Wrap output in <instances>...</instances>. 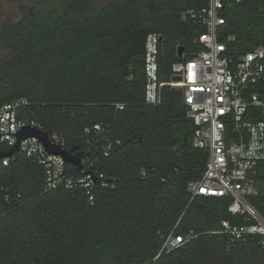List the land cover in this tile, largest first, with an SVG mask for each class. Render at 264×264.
Listing matches in <instances>:
<instances>
[{
	"label": "trees",
	"instance_id": "1",
	"mask_svg": "<svg viewBox=\"0 0 264 264\" xmlns=\"http://www.w3.org/2000/svg\"><path fill=\"white\" fill-rule=\"evenodd\" d=\"M208 4L37 0L0 28V105L27 98L21 114L59 134L69 149L89 146L87 127L107 126L94 139L100 149L109 136L110 154L94 150L90 157L115 177V186L90 203L72 190H45L44 167L16 152L0 166V264H264L259 237L232 246L223 232L224 221H252L229 211L232 197L192 198L188 191L209 150L194 145L196 126L181 89L165 85L158 104L145 101L148 34L161 36L159 80L170 81L175 63L204 49L195 39L206 27L184 14ZM221 15L218 36L228 56L238 60L264 46V0L226 4ZM250 177L257 194L247 201L264 215V162ZM171 233L185 243L160 254Z\"/></svg>",
	"mask_w": 264,
	"mask_h": 264
},
{
	"label": "built area",
	"instance_id": "2",
	"mask_svg": "<svg viewBox=\"0 0 264 264\" xmlns=\"http://www.w3.org/2000/svg\"><path fill=\"white\" fill-rule=\"evenodd\" d=\"M243 1L209 0L207 7L184 14L185 19L206 27V31L195 39L204 49L184 62L175 63L170 81L159 80L161 36L154 31L148 34L145 101L158 104L165 85L181 89L188 117L196 126L194 145L209 150L202 176L190 181L188 191L192 198L198 195L232 197L229 211L252 221L242 225L224 221L223 232L228 235L229 244L234 246L257 236L264 249V215L247 201L248 195L257 194L250 175L264 162V46H257L234 60L226 54L227 44L218 36L219 29L225 24L222 9L226 4ZM174 76H181V80L175 81ZM27 104V98L19 97L0 105V151L15 145L16 133L23 126L45 130L41 122L21 114ZM116 106L124 108L123 103ZM85 132L90 136L88 147L96 146L104 156L110 154L114 142L109 136L104 135L100 149L94 139L103 132L108 133L107 126L97 123L87 127ZM50 138L65 147L59 134L54 132ZM19 151L44 167L45 190H72L84 194L90 203H94L99 190L115 186V177L93 167L96 159L91 155L84 159L82 171L73 173L68 166L70 163L62 155L50 153L37 137L24 139ZM10 158L0 157V166L8 165ZM185 241V236L171 233L160 254Z\"/></svg>",
	"mask_w": 264,
	"mask_h": 264
},
{
	"label": "water",
	"instance_id": "3",
	"mask_svg": "<svg viewBox=\"0 0 264 264\" xmlns=\"http://www.w3.org/2000/svg\"><path fill=\"white\" fill-rule=\"evenodd\" d=\"M184 47L179 46L178 56H184ZM175 81L181 80V76H174ZM17 141L14 146L10 147L6 151H0V157H11L20 150L21 142L27 137H37L40 142L44 144L46 149L53 154H60L63 156L67 163H70L78 168L79 171L83 169V161L85 158L91 155L92 150L99 152L96 146H90L85 149H81L80 145H75L72 148H66L59 143L53 142L50 138L49 132L42 130L38 127L26 125L21 127L16 133Z\"/></svg>",
	"mask_w": 264,
	"mask_h": 264
},
{
	"label": "rangeland",
	"instance_id": "4",
	"mask_svg": "<svg viewBox=\"0 0 264 264\" xmlns=\"http://www.w3.org/2000/svg\"><path fill=\"white\" fill-rule=\"evenodd\" d=\"M108 0H96L98 5H103ZM37 0H0V28L6 22H17L23 15L22 7H32ZM6 53L3 43L0 41V55ZM186 61V60H185Z\"/></svg>",
	"mask_w": 264,
	"mask_h": 264
}]
</instances>
